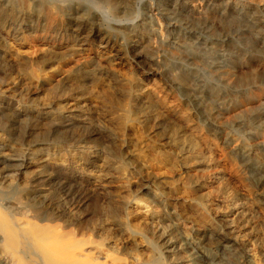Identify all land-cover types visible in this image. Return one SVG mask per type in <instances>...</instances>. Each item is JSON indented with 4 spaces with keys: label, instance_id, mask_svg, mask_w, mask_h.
Here are the masks:
<instances>
[{
    "label": "bare ground",
    "instance_id": "bare-ground-1",
    "mask_svg": "<svg viewBox=\"0 0 264 264\" xmlns=\"http://www.w3.org/2000/svg\"><path fill=\"white\" fill-rule=\"evenodd\" d=\"M176 1L157 7L167 11ZM133 2L0 0V264H263L256 251L241 248L238 233L218 228L209 215L232 199L230 181L242 178L222 163L219 142L234 143L228 130L246 117H264L262 84L242 98L232 87L237 62L252 58L264 66V0L212 4L224 32L262 45L250 55L230 36L217 44L206 38L195 49L176 37L182 31L173 24L156 27L135 15ZM219 43L238 52L228 56L230 65L213 61ZM168 52L187 70L176 73ZM193 64L224 72L227 86L200 78ZM232 148L264 178L253 148ZM49 167L70 174L59 180L56 199ZM69 177L103 202L85 229L76 210L83 202ZM129 177L145 194L146 211L136 209L143 214L129 210L135 201L129 185L118 182L114 191L116 179ZM180 190L186 212L170 203ZM175 220L198 225L209 244L181 232Z\"/></svg>",
    "mask_w": 264,
    "mask_h": 264
},
{
    "label": "rangeland",
    "instance_id": "rangeland-1",
    "mask_svg": "<svg viewBox=\"0 0 264 264\" xmlns=\"http://www.w3.org/2000/svg\"><path fill=\"white\" fill-rule=\"evenodd\" d=\"M157 1L158 2H160V1L165 2V4L167 6L169 4H171V2H169V0H134L133 5H132V10H133L135 15L140 16V18H142V19L147 18V21L156 25V27H160V26L168 27V26L173 24L174 25V26L172 25L173 27L180 28L182 32L179 35L177 34L176 37L178 39H180V41L187 42L189 45H191L195 49H199L200 46L202 45L201 43L204 42V39H206V38L212 39L213 42L215 40V42L217 44V40L222 41V42H226V40L230 36V38L234 37L235 41L237 40L238 48H240L243 51L246 50L249 55L251 54L252 50H258V51L261 50L262 45H260V43L258 44L257 41L255 42L253 37L251 38V41H249L250 43L247 44V43H245L246 41H243L244 40L243 39L244 34L241 35V32H240V35L234 31L228 32L229 34L224 32V29L222 26L223 16L220 15L218 12H214V11L212 12L213 9H211L213 5H219V4L221 5L223 0H212V1L211 0H177L175 2V4H173V6L167 7V11L159 9L157 7ZM238 1L242 4H245V3L252 2V1L254 2L257 0H248V1L247 0H238ZM203 6H204V8H203ZM206 6H207V8H206ZM148 9H153V10H152V12H149ZM214 13H216V14H214ZM228 14L231 16H234V17L237 16L238 20H241L242 24H244V22L247 21L246 18H244L243 16L236 15L235 13H233L230 10L228 11ZM180 29H178V30L180 31ZM261 33L264 34V29L261 30ZM174 36H175V34H174ZM171 42H173V40ZM247 45L250 46L251 48L247 47ZM199 51H201V49ZM213 51L216 53L215 54L216 57L218 56V59H216L214 57L213 61L217 60L222 65H226V64L230 65L228 56L229 57L235 56L238 53L237 51H235L234 47H229L228 43H221V44L219 43L218 46L214 47ZM261 53H263L262 55H264L263 51ZM168 55H169V57H171V61H173L172 67L175 66L174 71H176V73H178V71L179 72L182 71L183 69H185V67H186L185 70H187V66H185V65L181 66V62L179 60H177L178 57L175 54L173 55L172 53L168 52ZM207 56H208V58H210V56L208 54H206V58H207ZM211 60H212V57L210 58V61ZM178 62H180V63H178ZM240 63H242V64H240ZM193 65L190 68H195V70L197 69L200 78L202 77V79H204V80L206 79L207 81H210L213 84L219 85V87L222 89H224L222 86H225V87L227 86L226 85L227 83L225 81L227 80L228 76L226 74H224V72H222V71L215 72V69H212V67L210 65L208 66V64L206 66L201 65V64H193ZM236 66H237L236 70L239 71V73H238L239 76H238V80H237L236 84H234L232 87H233V89H235L238 92L239 96L241 94V96H240L241 98L246 96L249 92L250 87L253 88L254 86H256V84H262L263 88H264V66L262 67V66L258 65V63L255 60H253L252 58H250V60L248 62H247V60H245L243 62H237ZM162 69H164V68H162ZM162 69H161V71L163 72ZM247 88H248V90H247ZM245 92H247V94ZM243 94H245V95H243ZM256 111H258V110H256ZM244 116L246 117L247 115L244 114L243 117ZM250 122H251V124H250ZM249 128H251V129H249ZM228 131L231 134L230 136L233 137L232 139H234V143H233V140H230L231 142L229 141L228 143L226 142L223 144L221 142H219V144L221 145L220 148L223 149V150L221 149L222 152L223 153L225 152L223 154L225 157L224 158L225 161L222 160V163L225 164V167L227 170L231 171L234 168L237 169L242 178L241 179H234L233 178V180L231 179L232 181H230V184L228 186L229 187L228 193L232 192V194H233L232 199L226 203L225 202L223 203V201H222V203H220L221 205L218 204L219 205L217 207L218 213L216 214V212H213V213L211 212L209 217L213 222H215L216 226L218 225L217 226L218 228L224 229L225 232H231V230L232 231L234 230V233H236V234L238 233L239 235L238 234L237 235L240 237V240H241V248L245 251H248V252L254 253L256 251V253H255L256 257L259 258L264 264V257H263L264 256L263 255L264 245H262L264 243V178H262L258 174V172H256L254 169H252L249 165H246V163L243 161V159L240 158V156L237 155V153H235L233 151V148H232V146L234 147V145L236 143H238V144L242 143L246 147H250L251 149L253 148L252 150L254 151V154H256L255 156L257 157L259 162L261 164H264V145H261V143H262L261 141L264 140L263 139L264 138L263 137L264 136V117H262V118L261 117H255L254 119H248V117H246L245 121H243L241 124L239 123L234 128H231ZM253 132L254 133L258 132V137L251 134ZM208 139L210 140L209 145L213 146V144L215 143L213 140L216 141L214 136L209 135ZM211 142H212V144H211ZM206 149L208 150L207 147H206ZM150 151L148 152V156L150 158H152V157L155 158L156 153H153V151H151V152ZM214 165H217V167ZM219 166L217 163H214L213 166L211 167V169L215 171L216 168L217 169L219 168ZM48 169L49 170H47V171L53 173V177L56 176V178L54 177V180L55 179L57 180L55 182V184L53 185L52 197L54 199L59 198L60 196L62 197V194H60V192H59L60 191L59 190V185H60L59 180L62 179L67 174L65 175V172H63L61 170V168L49 167ZM60 176H62V177H60ZM67 176H70V174ZM136 179L137 178H135V177H129V179L127 181H123V180L118 181L116 179L114 181V184L116 183L114 186V191L116 189L118 182H120L118 185H122L123 187L126 185H129L130 186L129 190L131 192L130 195L131 196L133 195L132 199H133V197L135 198V201L132 202L133 204L130 203L129 210H131L132 213L137 214L139 212L138 211L139 209H141V210L143 209V213H144V210L146 211V209H144L145 204H143L145 202L144 199H146V197L143 196V195H145L144 193H141L142 192L141 186H140L138 180H136ZM70 180H71L70 182L72 183V185L74 184L73 187L71 186L72 191L74 192V194H76V196H78L80 198V200H81L80 202L84 203V205H82L83 203L78 204L76 207V210L78 213L80 212L79 214L83 218L82 224H80L79 227L81 229H85L88 225H90V222L95 221V219H94L95 217L97 219L98 211H99L101 205L103 204V202L100 200V197L97 195V193L92 191L86 183H83L81 181L76 182V181H74L75 179H73V177H71ZM22 182H23V180L20 181V183H22ZM80 183H81V185H80ZM121 183H124V184H121ZM132 183L133 184L135 183V184L132 185ZM43 184H44L43 179H39V181L37 182V185L39 187H42ZM137 185H139L140 187ZM243 187L244 188L246 187V188L244 189ZM136 189H137V191H136ZM55 191L58 192L57 193L58 196H57ZM180 191H178L177 197L175 199H173L170 203H171V206H173V207L175 205H176L175 207H179L178 210L181 209V211H183L182 209L184 207V211H185L186 206H187L185 204V200H184L185 194L184 195L179 194V193H182V194L184 193V192H182L183 190H180ZM25 194H26L25 192L24 193L19 192L17 194V196L20 195L18 197L22 201L24 200V202H27L28 196ZM140 196L142 197V199ZM143 197H145V198H143ZM69 200L71 201L70 198H69ZM137 201H138V203H137ZM70 203H73V202H70ZM134 203L137 204L138 207L137 206L135 207ZM177 203L181 204L183 207L181 205L179 206ZM142 204H143V207H142ZM172 204H174V205H172ZM132 206H134V207H132ZM256 206L261 208V209H257ZM250 208H251V210H250ZM136 209H138L137 210L138 212L136 211ZM168 210L170 211V209H168ZM168 210H166L167 212L165 211L166 212L165 214L168 217H170L171 220L173 221V219H175V218H174L173 214H169V213H171V211L169 212ZM237 211L243 212V213L244 212L250 213V215H249L250 218L247 219V221H244L241 218H236L237 217L236 214L238 213ZM140 212L142 213V211H140ZM140 212H139V214H141ZM136 214H134V215H136ZM87 218L90 222L87 221ZM174 222L176 223L177 227L179 225L180 228L179 227L178 228L181 232L185 231V233L188 232V235H190V236L193 235V237L195 236L199 239H202L201 243L203 245L209 244V242L206 241L207 239L205 240L202 238V230L198 225H195V224L191 225L190 223H185L183 221L181 222V220L180 221L175 220ZM183 223H185V224H183ZM231 227H232V229H231ZM236 228H238V229H236ZM255 246L257 249L255 248ZM261 250H263L262 251L263 253L261 252Z\"/></svg>",
    "mask_w": 264,
    "mask_h": 264
}]
</instances>
